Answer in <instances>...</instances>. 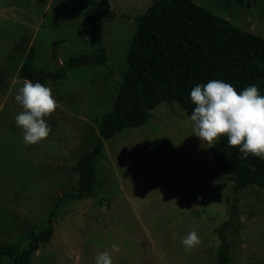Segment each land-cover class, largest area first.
Here are the masks:
<instances>
[{
  "label": "rangeland",
  "instance_id": "rangeland-1",
  "mask_svg": "<svg viewBox=\"0 0 264 264\" xmlns=\"http://www.w3.org/2000/svg\"><path fill=\"white\" fill-rule=\"evenodd\" d=\"M243 29L264 37V0H194ZM153 0H0V72L10 70L0 89V246H29L51 222L30 264H95L113 252V264H264V187L237 189L211 147L201 144L178 101H164L149 120L104 141L96 162L97 186L78 192L80 156L98 142L101 119L114 108L135 38V17ZM87 12L103 16V64L67 68L50 80L58 101L46 117L47 139L25 146L15 116L24 78L16 76L31 46L36 66L54 71L74 55L99 51ZM230 221L221 238L218 228ZM202 243L185 251L192 229ZM0 264H14L5 256Z\"/></svg>",
  "mask_w": 264,
  "mask_h": 264
},
{
  "label": "trees",
  "instance_id": "trees-1",
  "mask_svg": "<svg viewBox=\"0 0 264 264\" xmlns=\"http://www.w3.org/2000/svg\"><path fill=\"white\" fill-rule=\"evenodd\" d=\"M91 22L90 40L99 51L71 56L64 66L54 70L36 66L37 48L31 46L16 76L46 84L67 76V68L103 64L108 53L103 45V16L87 12ZM137 30L128 53L124 74L114 108L104 114L98 142L78 160V192L67 195L84 198L97 186L96 162L102 155L104 141L126 128L139 127L152 116V110L164 101H178L191 115L195 105L190 92L197 84L223 80L239 92L256 84L264 95V37L247 31L194 0H153L148 10L135 17ZM10 70L0 72V89L7 84ZM223 172L242 189L254 184L264 187V160L249 155L240 159L239 147H230L222 136L210 149ZM230 227L226 221L219 228L221 238ZM54 233L53 223L39 235L31 230L29 246L17 243L0 246V263L5 256L14 264H30L42 241ZM228 249L220 253V263L229 264Z\"/></svg>",
  "mask_w": 264,
  "mask_h": 264
},
{
  "label": "clouds",
  "instance_id": "clouds-1",
  "mask_svg": "<svg viewBox=\"0 0 264 264\" xmlns=\"http://www.w3.org/2000/svg\"><path fill=\"white\" fill-rule=\"evenodd\" d=\"M112 8V0H109ZM195 105L188 117L191 134L206 147L215 146L222 136L230 147H239L240 159L249 155L264 160V95L259 86L252 84L237 91L223 80H209L197 84L190 92ZM15 101L22 108L15 116V124L21 130L24 145H36L47 139L52 131L46 117L58 107V101L50 86L39 81L25 79L17 90ZM182 246L190 252L202 243L193 228L182 238ZM119 246L112 245V252L104 251L95 256V264H113L112 254Z\"/></svg>",
  "mask_w": 264,
  "mask_h": 264
}]
</instances>
